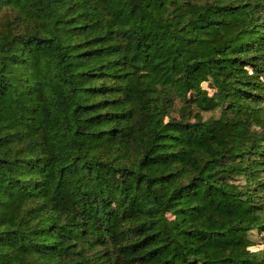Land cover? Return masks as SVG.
<instances>
[{"label":"trees","instance_id":"trees-1","mask_svg":"<svg viewBox=\"0 0 264 264\" xmlns=\"http://www.w3.org/2000/svg\"><path fill=\"white\" fill-rule=\"evenodd\" d=\"M254 232L264 0H0V264H264Z\"/></svg>","mask_w":264,"mask_h":264},{"label":"rangeland","instance_id":"rangeland-1","mask_svg":"<svg viewBox=\"0 0 264 264\" xmlns=\"http://www.w3.org/2000/svg\"><path fill=\"white\" fill-rule=\"evenodd\" d=\"M202 87L206 89L209 94H212V89L209 88L208 84H203ZM181 103H178V106H180ZM252 240L255 245L251 247V250H261L264 248V235L263 234H258V233H253L252 235Z\"/></svg>","mask_w":264,"mask_h":264}]
</instances>
